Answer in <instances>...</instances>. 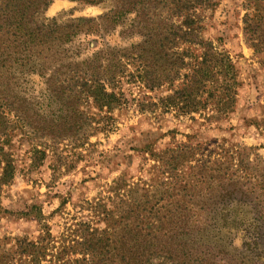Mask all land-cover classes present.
I'll return each instance as SVG.
<instances>
[{
  "label": "rangeland",
  "instance_id": "1",
  "mask_svg": "<svg viewBox=\"0 0 264 264\" xmlns=\"http://www.w3.org/2000/svg\"><path fill=\"white\" fill-rule=\"evenodd\" d=\"M255 2L51 0L46 6V0H0V39L6 41L0 52L5 54L48 56L56 46L46 38L38 45L24 43L41 39L51 25L95 20L90 24L95 31L88 37L92 55L114 74L110 84L120 99L111 109L100 108L92 98L62 102L73 119L81 116L84 128L55 127L45 131V138L39 131L22 130L14 115L9 118L2 141L14 178L0 189V249L11 248L17 237L38 240L42 231L37 218L19 215L34 205L58 241L80 220L99 226L87 203L111 196L110 188L119 178L138 184L134 194L139 197L176 193L184 181L191 184L192 200L214 197L204 189L207 185L200 191L201 183L195 184L191 167L202 157L211 170L220 168L213 175L224 179L233 174L262 194L258 190L264 185V27L255 30L251 41L245 33L247 16H264L263 3L255 11ZM104 15L107 22L99 19ZM188 16L200 28L191 37L178 31ZM36 27L42 35H37ZM205 54L199 80L205 84L200 98L206 107L191 113L168 108L167 98L193 82ZM221 55L228 58L227 64ZM182 60L185 67L179 71ZM232 99L233 109L222 111ZM181 144L200 146L174 177L162 174L157 155ZM35 148L45 152V159L35 155ZM1 160L0 152V173L5 166Z\"/></svg>",
  "mask_w": 264,
  "mask_h": 264
},
{
  "label": "trees",
  "instance_id": "2",
  "mask_svg": "<svg viewBox=\"0 0 264 264\" xmlns=\"http://www.w3.org/2000/svg\"><path fill=\"white\" fill-rule=\"evenodd\" d=\"M254 1V9L259 11L264 0ZM50 2L46 0L45 5ZM99 19L107 22L108 15ZM82 21L87 23L48 26L41 39L23 42L26 46L38 45L46 38L47 43L56 46L54 53L48 56L0 52V152L1 162L5 163L0 173V189L14 178L12 160L4 152L5 142L2 141L7 136L12 115L22 130L39 131L45 138L48 136L45 131L55 127L84 128L81 116L73 119L62 102L77 103L92 98L100 108L111 109L113 103L120 101L110 84L114 74H108L102 62L98 63L97 55H92L95 51L88 37L95 31L90 25L95 20ZM8 27L11 28L10 25L4 27L6 32ZM260 27H264V16H247L245 33L250 41ZM197 29L200 28L195 19L189 16L178 27V31L188 37ZM35 32L42 35L39 27ZM57 33L62 35L58 38ZM5 43L0 39V48ZM221 59L222 63H228L224 55ZM206 60L205 54L194 70L193 82L167 98L168 108L191 113L206 107V102L200 98L205 84L199 80L204 75L202 67ZM184 67L182 60L178 70ZM207 79L206 75L204 80ZM234 102L232 99L223 104L222 111L228 112L229 108L231 111ZM196 147L181 144L157 155V163L163 168L161 173L175 176L179 167L195 156ZM34 153L41 161L45 159L44 151L35 148ZM191 168L197 177L195 184L201 183L199 190L207 185L204 189L215 193L214 197L192 200L188 192L192 190L191 184L187 181L176 185L180 189L176 193L166 195V191L157 198L155 195L139 197L134 194L138 184L132 186L119 178L110 188L111 196L87 203L93 216L98 217L99 226L80 220L69 227L59 241L53 237L41 209L34 205L19 215L35 216L41 224V235L37 241L15 238L11 248L0 249V264H264V185L259 186L262 194H258L255 188L246 187L233 174L220 179L218 174L213 175L220 168L211 170L203 157L196 159ZM214 180L219 182L215 185Z\"/></svg>",
  "mask_w": 264,
  "mask_h": 264
},
{
  "label": "bare ground",
  "instance_id": "3",
  "mask_svg": "<svg viewBox=\"0 0 264 264\" xmlns=\"http://www.w3.org/2000/svg\"><path fill=\"white\" fill-rule=\"evenodd\" d=\"M58 7V6H57Z\"/></svg>",
  "mask_w": 264,
  "mask_h": 264
}]
</instances>
